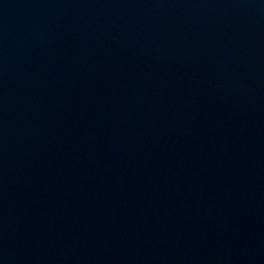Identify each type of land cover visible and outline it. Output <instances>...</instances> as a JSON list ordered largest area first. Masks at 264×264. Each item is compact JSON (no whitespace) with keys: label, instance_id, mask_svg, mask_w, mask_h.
Listing matches in <instances>:
<instances>
[{"label":"water","instance_id":"obj_1","mask_svg":"<svg viewBox=\"0 0 264 264\" xmlns=\"http://www.w3.org/2000/svg\"><path fill=\"white\" fill-rule=\"evenodd\" d=\"M0 264H264V0H0Z\"/></svg>","mask_w":264,"mask_h":264}]
</instances>
